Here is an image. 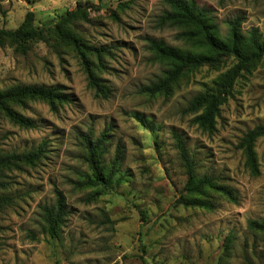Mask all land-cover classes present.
Instances as JSON below:
<instances>
[{
	"label": "rangeland",
	"instance_id": "1",
	"mask_svg": "<svg viewBox=\"0 0 264 264\" xmlns=\"http://www.w3.org/2000/svg\"><path fill=\"white\" fill-rule=\"evenodd\" d=\"M195 1L220 36L239 18L243 32L256 28L264 37V0ZM77 6L82 15L65 27L85 46L111 50L101 62L91 58L110 89L107 98L88 87L76 51L55 34ZM166 9L163 0H0V29H16L31 12L32 26L46 38L29 42L25 53L7 41L0 46V90L60 87L71 95L53 108L40 100L11 104L35 122L32 129L0 115V153L45 145L38 161L3 172L12 201L0 209V264H264V234L247 227L264 219V136L254 147L257 176L237 147L245 131L264 122V59L237 78L215 130L202 131L188 102L230 61L184 74L168 96L141 92L167 69L148 40L192 48L181 30L160 24ZM103 131L105 173L117 148L120 163L107 183L79 185L91 176L80 134L95 139ZM175 136L194 153L198 174L229 186L234 201L211 192L208 209L177 203L186 177ZM55 189L68 211L60 239L44 233L40 209L53 203Z\"/></svg>",
	"mask_w": 264,
	"mask_h": 264
},
{
	"label": "trees",
	"instance_id": "2",
	"mask_svg": "<svg viewBox=\"0 0 264 264\" xmlns=\"http://www.w3.org/2000/svg\"><path fill=\"white\" fill-rule=\"evenodd\" d=\"M167 9L160 18V24L170 25L181 30L180 39L189 44L191 49H181L167 46L162 42L148 40L149 47L155 57L165 63L167 69L157 81L144 86L141 92L149 96H168L171 86L175 84L184 74L200 69L202 67L217 68L225 65L228 61L231 66L223 74L213 80L212 85L197 93L189 102L187 110L193 113L199 112L195 117L198 127L208 133L215 130L216 118L220 113V106L231 94L237 78L249 73L256 65L264 59V37L258 29L252 28L243 32L240 19L235 18L227 22V30L224 36H220L215 25L212 23L208 11L200 7L195 0H163ZM82 15L81 9L65 13L59 23L55 26L56 36L63 42L72 46L77 53L80 64L84 70L87 85L95 94L107 98L110 89L104 80L98 78L94 73L96 64L91 60L101 62V58L110 56L111 50L107 46L89 47L65 25L74 17ZM33 15L28 12L23 22L14 30L0 29V46L5 41L16 46L22 53L29 49V42L46 38L40 29L32 26ZM25 100H40L48 103L52 108L56 103H67L71 101V95L63 92L60 87L43 86H16L10 90H0V115L2 114L11 123L24 128L36 127L35 122L18 113L11 104L21 105ZM264 136V122L245 131L237 145L241 150L245 167L251 176L259 175V166L254 150L256 141ZM108 133L103 131L97 138L89 134H80V139L85 148V161L90 170V177L79 182V185H95L107 183L108 177L120 163V152L117 148L110 162L108 174L102 163V155L105 153V143ZM175 148L186 177L177 203L185 206L211 208L210 193H219L231 201L235 200L232 189L220 184L210 175L198 174L197 161L194 153L186 147L178 136L174 137ZM44 142L37 148L21 153H0V209L8 206L12 199L7 192L8 182L4 180L5 170L12 167H20L21 164H33L44 156ZM43 231L54 239H60L61 228L68 215L65 198L63 194L55 189L54 201L51 205L41 208ZM247 227L253 231L264 234V219L249 220ZM231 238H227V244ZM228 246V245H227Z\"/></svg>",
	"mask_w": 264,
	"mask_h": 264
}]
</instances>
